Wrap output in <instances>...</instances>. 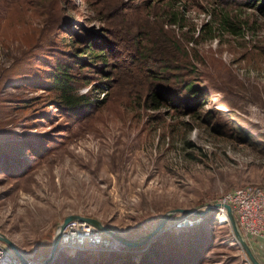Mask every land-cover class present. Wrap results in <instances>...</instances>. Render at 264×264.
Segmentation results:
<instances>
[{"label": "rangeland", "instance_id": "rangeland-1", "mask_svg": "<svg viewBox=\"0 0 264 264\" xmlns=\"http://www.w3.org/2000/svg\"><path fill=\"white\" fill-rule=\"evenodd\" d=\"M257 2L0 0V72L13 65L40 84L57 62L70 66L75 95L91 103L58 110L42 89L1 90L6 108L18 106L14 99L32 100L30 110L10 115L27 117L15 130L38 138L24 158V176L0 171V232L27 260L48 257L69 215L136 238L169 210H201L237 188H264V7ZM82 29L112 43L106 63L87 56L86 67H75L68 53L80 45L60 47L58 30L69 37ZM157 39L173 53L150 56L163 63L153 68L145 56L155 50L144 41ZM193 79L203 97L189 115L181 107H145L158 81L184 103L182 86ZM236 130L257 145L240 143ZM182 217L175 215L162 234L181 235V250L191 246L197 264H249L222 212L187 216L199 222L173 229ZM127 252L61 251L52 263L111 264Z\"/></svg>", "mask_w": 264, "mask_h": 264}, {"label": "trees", "instance_id": "trees-1", "mask_svg": "<svg viewBox=\"0 0 264 264\" xmlns=\"http://www.w3.org/2000/svg\"><path fill=\"white\" fill-rule=\"evenodd\" d=\"M257 3H261L260 7H264V2L262 0H259ZM56 29H60V26ZM56 34H60L63 43L60 45L61 48H72L74 45H80V47L74 50L76 53L75 55L68 53V55L73 57L74 62H76L74 63L75 67H86L88 59H96L97 61L106 63L107 58L112 54V52L108 51V49H111L112 43H110L109 39H105L106 37L104 36V33L91 32L82 29L81 33L74 32L69 37H66L64 33L60 32V30H58ZM144 43L147 45V48L155 50L145 56L146 59L150 60L153 68H160V65L163 63H161L162 61H157L155 57L150 56H162L170 54L171 52L173 53L167 41L157 39L154 43H149L148 41H144ZM142 55L144 54L142 53ZM87 56H89L88 59H86ZM188 68V75L193 76L196 74L197 70L195 67L189 65ZM166 70H169V68L164 69L163 67V71ZM45 73L47 76L43 80H40L41 83L38 84L32 79H29L28 76H24L22 73H17L14 70L13 65L1 69L0 171L6 175L20 177L28 172V162L24 158L27 156V153L33 151L34 143L32 142H36L38 138L35 135H29L23 131L15 130V128L18 127L21 130L23 129L22 126H25L26 123L24 122H26L27 117L10 115L11 112L19 113L30 110L32 100L19 101L18 99H14L13 102H19L18 106L16 105L12 109L9 107L6 108V105H4V99L1 96L2 89H9L15 86L27 87L30 90H32V88L42 89L45 93L52 95L51 102H53L58 110H75L80 106L91 105V103L86 102L87 100L85 97H78L75 95V79L74 75L71 73L70 66L60 65L57 62L54 66L50 67V69L46 70ZM159 73L151 71V74L153 75H158ZM154 77L158 79L160 78L156 76ZM193 82L194 79L192 81H186L182 86L183 92L186 93V101H184V103L181 99L175 98L173 94L174 92L170 87L158 85L159 81L157 82V85H153V87L150 88V91L145 94L143 103L145 104V107L151 111L160 110L164 107L171 109L181 107L182 109H186L184 111H187L186 114L189 115L192 110H194L193 108L198 101H201L203 97L201 88ZM34 124L39 125L40 121H35ZM7 126H10L9 129ZM236 134L237 135L235 136H237L240 143L250 144L252 146L257 145L250 135L243 134L239 130H236ZM23 138L24 140H22ZM182 238L181 235H174V233L165 232L164 235H160L155 241L150 243L144 251L128 250L127 253H120L119 257H114V259L116 258V260H114L115 263L111 264H197L196 260L193 259L194 254L191 251V246H188L187 253L181 250L180 242L182 241ZM134 251L135 254H133ZM116 255L117 254H114V256ZM137 257L139 259H137ZM122 260L123 263H121Z\"/></svg>", "mask_w": 264, "mask_h": 264}, {"label": "built area", "instance_id": "built-area-1", "mask_svg": "<svg viewBox=\"0 0 264 264\" xmlns=\"http://www.w3.org/2000/svg\"><path fill=\"white\" fill-rule=\"evenodd\" d=\"M218 203L231 207L245 239L264 241V188L256 185L237 188L223 195ZM186 217L174 222L173 229L189 228L199 222L188 220ZM59 249L72 253L87 250L105 253L127 252L90 225L77 221L69 223L62 231ZM0 264H19L2 242H0Z\"/></svg>", "mask_w": 264, "mask_h": 264}, {"label": "water", "instance_id": "water-1", "mask_svg": "<svg viewBox=\"0 0 264 264\" xmlns=\"http://www.w3.org/2000/svg\"><path fill=\"white\" fill-rule=\"evenodd\" d=\"M214 212L224 213L227 221L226 224L230 228L233 240L235 241L237 246L241 249L242 253L246 257L247 262L249 264H261L254 255L249 243L241 233L231 207L223 203H215L211 206L205 207L204 209L195 210V211L180 210V209L169 210L162 215L161 219L158 221L154 229L149 234L136 238L123 237L122 235L114 231L111 227L103 224L97 219L84 217L80 215H69L65 217L63 219V222L57 227V230L52 240L51 251L48 257L42 263L39 264H51L53 262L55 257L59 254L58 247H59V241L62 231L69 223L74 221L84 222L90 225L95 230L100 232L102 235L111 239L121 247L131 250H144L150 245L152 241H154L157 237H159L162 234V232H164L169 222L175 215L203 218L204 216H207V214ZM0 242H2L9 249V251L19 261L20 264H36L27 260V258L17 249V247L13 244V242L1 232H0Z\"/></svg>", "mask_w": 264, "mask_h": 264}, {"label": "crops", "instance_id": "crops-1", "mask_svg": "<svg viewBox=\"0 0 264 264\" xmlns=\"http://www.w3.org/2000/svg\"><path fill=\"white\" fill-rule=\"evenodd\" d=\"M251 249L261 264H264V242L250 239Z\"/></svg>", "mask_w": 264, "mask_h": 264}, {"label": "bare ground", "instance_id": "bare-ground-1", "mask_svg": "<svg viewBox=\"0 0 264 264\" xmlns=\"http://www.w3.org/2000/svg\"><path fill=\"white\" fill-rule=\"evenodd\" d=\"M223 217L225 218V215H224V213H223ZM225 223H227V221H226V218H225ZM109 239V238H108ZM111 240V239H110ZM112 241V240H111ZM60 242V241H59ZM113 243H114V241H112ZM115 244V243H114ZM116 245V244H115ZM121 247V246H120ZM122 248V250H124V247H121ZM58 249H59V247H58ZM127 249V248H126ZM59 252H61V250L59 249ZM13 255V254H12ZM42 263V262H41ZM20 264V263H19ZM52 264V263H51Z\"/></svg>", "mask_w": 264, "mask_h": 264}]
</instances>
